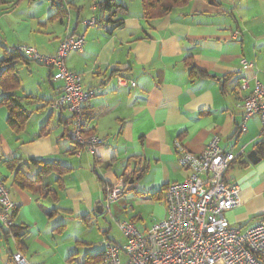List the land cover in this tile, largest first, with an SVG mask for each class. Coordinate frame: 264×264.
Segmentation results:
<instances>
[{
	"label": "crops",
	"instance_id": "0c3cea01",
	"mask_svg": "<svg viewBox=\"0 0 264 264\" xmlns=\"http://www.w3.org/2000/svg\"><path fill=\"white\" fill-rule=\"evenodd\" d=\"M6 1L0 8V57L21 43L52 55L67 33L84 36L82 49L69 51L65 64L81 76L84 89L95 91L81 113L88 119L86 129L103 144L93 151L76 149L69 137L75 116L50 105L58 92L51 67L44 65L46 72L40 64H15L19 86L13 93L35 99L21 102L31 115L19 133L8 126L7 108L0 105V156L25 161L21 172L30 180L39 166L29 159L58 160L68 172L42 177L37 186L51 191L42 196L18 187L13 171L0 162V178L14 203V230L20 233L17 241L0 226V264H14L12 254L18 251L30 264H101L106 243L57 240L56 230L66 229L72 218L105 213V189L118 180L125 182L120 198L130 202L122 221L140 230L150 227L142 207L163 218V188L188 175L178 147L197 154L214 136L222 150L238 154L225 179L238 185L240 203L226 219L236 227L264 223V159L255 164L247 159L264 135L258 118L245 120L242 108V97L264 78V0H189L152 19L143 17L141 0H115L109 12L98 8L103 0H47L40 13L24 7L44 0ZM93 16L100 22L86 25ZM187 61L198 72H190ZM117 76L135 86L119 87ZM6 94L0 88V99ZM134 167L142 171L134 174ZM153 192L162 200L149 197Z\"/></svg>",
	"mask_w": 264,
	"mask_h": 264
},
{
	"label": "built area",
	"instance_id": "2783aa9c",
	"mask_svg": "<svg viewBox=\"0 0 264 264\" xmlns=\"http://www.w3.org/2000/svg\"><path fill=\"white\" fill-rule=\"evenodd\" d=\"M84 23L99 22L93 16ZM83 44V35L67 33L52 55L40 54L29 45H19L17 49L30 61L54 70L50 80L58 83V92L51 108L75 116L70 139L93 151L103 140L81 133L84 128L81 110L95 91L84 89L81 76L69 71L65 64L67 53L81 50ZM116 81L119 87L135 86L133 80L121 76H117ZM240 85L244 88L247 81L242 78ZM242 108L245 120L258 118L264 135V78L256 81L251 92L242 97ZM218 142V136H214L197 154L178 147L179 164L188 175L181 182L166 185L163 197L166 215L144 230L128 220L119 222L124 242H107L101 264H264V223L236 227L226 219V212L240 203L238 185L225 179V172L238 154L222 150ZM124 192L123 180L108 185L103 212H108L110 204ZM13 208L14 203L0 178V226L9 232L13 226ZM12 260L14 264H30L20 251L12 254Z\"/></svg>",
	"mask_w": 264,
	"mask_h": 264
},
{
	"label": "trees",
	"instance_id": "16d2710c",
	"mask_svg": "<svg viewBox=\"0 0 264 264\" xmlns=\"http://www.w3.org/2000/svg\"><path fill=\"white\" fill-rule=\"evenodd\" d=\"M18 0L15 1V3ZM189 0H141L142 7H143V17L147 19L152 18H158L162 17L166 14H168L172 9L176 7L184 6L188 3ZM210 4H219L218 0H206ZM6 0H0V8L6 4ZM98 8L100 10L104 11H111L113 7L117 6V3H115V0H103L97 4ZM97 22H100V20L95 17ZM117 23V21H115ZM118 25V24H117ZM24 62L28 63L30 60L18 52L17 47L12 48L9 52L4 51L2 56L0 57V88L2 91L6 92V95H3L0 99V105H5L8 111V117H7V124L12 129L14 133H19L23 130L25 122L30 117L31 112L28 111L26 108H24L21 105V102L30 101L35 98L25 95V96H17L13 91H15L19 86V81L17 77V71L15 69V64L17 62ZM187 65L190 66V72L196 73L194 67H192L191 63L189 61L186 62ZM51 76V75H50ZM48 104V102H46ZM45 105V104H44ZM43 105V106H44ZM81 115H83L81 113ZM82 119L84 121V128L82 129L81 133L84 136H90L93 134V132H90V130L86 129V123L88 122V119L83 115ZM94 135V134H93ZM75 143V142H73ZM76 144V149H81L83 146ZM254 148L259 155L260 158L264 159V139H261L257 141L254 144ZM28 162H31L37 166H39V170L36 174V177L34 179H28L25 174L21 172V167L25 164V161H21V158H1L0 156V162L13 171V182L20 188L28 189L31 191H40L42 196H46L49 192H51L47 186H37L38 183H41V178L46 177L50 173H56L58 175H62L64 173L68 172V168L61 164L58 160H52V161H45L42 159H29ZM137 167V165H136ZM142 171V168H135L133 169L134 174L136 172ZM58 181V179L56 180ZM166 189V186L163 188V190ZM138 194H141L142 192L137 191ZM149 197L155 199V200H162V197L157 195L156 192H153L149 195ZM57 211V210H54ZM15 225L11 227V234L16 238L17 241L20 240V233H18L16 230H14ZM5 235H9V232L5 230ZM98 259L100 261L101 254L98 256ZM97 262V260H96Z\"/></svg>",
	"mask_w": 264,
	"mask_h": 264
},
{
	"label": "rangeland",
	"instance_id": "374dc122",
	"mask_svg": "<svg viewBox=\"0 0 264 264\" xmlns=\"http://www.w3.org/2000/svg\"><path fill=\"white\" fill-rule=\"evenodd\" d=\"M87 1V0H84ZM130 2H139L138 0H129ZM49 1L44 0L42 3H37V5L34 6H25V9H28L29 11H36V12H42L49 6ZM26 44V43H25ZM24 43H21L19 45H25ZM18 45V46H19ZM38 48V47H37ZM39 49V48H38ZM40 54H43V52H40ZM47 55V54H43ZM31 66L32 65H39V63H36L34 61H30ZM40 68H44L47 72V68H45L44 65L40 64L38 66ZM39 69V68H38ZM43 69V70H44ZM43 75V71H39L38 77ZM21 76L24 78V74L21 70ZM124 198V197H123ZM120 198L119 200L113 202L110 204L109 211L103 214L94 215L91 216V218L88 219H81L76 220L74 218L66 221V229L64 227H59V230H56V239L61 241H69L72 240L73 242L78 240H85L87 242H90L91 245L98 246L102 245L101 243L105 244L107 242H110L109 239L112 240V242L116 243H123L124 238L122 235L121 230L118 227V223L122 221V219L126 218L128 209H129V203L126 201V199ZM132 203V202H131ZM134 207L136 206L135 203L133 204ZM163 206V204H161ZM126 207V208H125ZM142 216L143 220L148 223L152 221L151 223H155L159 221V218H156L155 211H152L147 207H142ZM61 222L57 223L59 225ZM62 233H65L64 237H59ZM109 238V239H108Z\"/></svg>",
	"mask_w": 264,
	"mask_h": 264
},
{
	"label": "water",
	"instance_id": "95a60500",
	"mask_svg": "<svg viewBox=\"0 0 264 264\" xmlns=\"http://www.w3.org/2000/svg\"><path fill=\"white\" fill-rule=\"evenodd\" d=\"M247 159H248L251 163L255 164V163H257V162L260 160V157L257 155V152H256L255 150H252V151H250V152L247 154ZM101 211H102V208H101V206L99 205V206H98V209H97V212H98V213H101Z\"/></svg>",
	"mask_w": 264,
	"mask_h": 264
}]
</instances>
